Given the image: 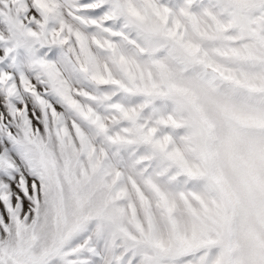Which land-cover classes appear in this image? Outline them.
<instances>
[{"label": "snow or ice", "instance_id": "6c2138e0", "mask_svg": "<svg viewBox=\"0 0 264 264\" xmlns=\"http://www.w3.org/2000/svg\"><path fill=\"white\" fill-rule=\"evenodd\" d=\"M0 264H264V0H0Z\"/></svg>", "mask_w": 264, "mask_h": 264}, {"label": "rangeland", "instance_id": "374dc122", "mask_svg": "<svg viewBox=\"0 0 264 264\" xmlns=\"http://www.w3.org/2000/svg\"><path fill=\"white\" fill-rule=\"evenodd\" d=\"M29 107L31 108V105H29Z\"/></svg>", "mask_w": 264, "mask_h": 264}]
</instances>
